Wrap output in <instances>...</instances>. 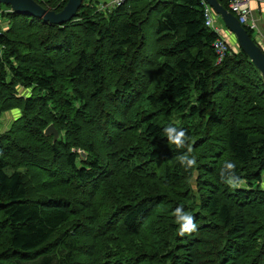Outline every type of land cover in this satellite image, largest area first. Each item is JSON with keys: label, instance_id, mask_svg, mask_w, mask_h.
<instances>
[{"label": "trees", "instance_id": "trees-1", "mask_svg": "<svg viewBox=\"0 0 264 264\" xmlns=\"http://www.w3.org/2000/svg\"><path fill=\"white\" fill-rule=\"evenodd\" d=\"M99 1L62 26L0 4V119L19 111L0 132V264H264L259 71L239 47L216 63L204 0ZM152 28L168 46L150 71ZM228 162L246 187L224 182ZM177 207L196 231L178 235Z\"/></svg>", "mask_w": 264, "mask_h": 264}, {"label": "water", "instance_id": "water-1", "mask_svg": "<svg viewBox=\"0 0 264 264\" xmlns=\"http://www.w3.org/2000/svg\"><path fill=\"white\" fill-rule=\"evenodd\" d=\"M205 3L219 16L224 27L234 36L240 50L249 58L254 67L259 71L264 83V52L252 40L246 29L240 25L237 18L232 15L218 0H204ZM83 0H68L64 8L55 12L44 9L34 0H0V4L9 6L12 12L42 20L45 23L62 26L71 21L79 10ZM44 136L53 137V142L58 138V133L53 125H49L43 132ZM83 155V154H82Z\"/></svg>", "mask_w": 264, "mask_h": 264}, {"label": "built area", "instance_id": "built-area-1", "mask_svg": "<svg viewBox=\"0 0 264 264\" xmlns=\"http://www.w3.org/2000/svg\"><path fill=\"white\" fill-rule=\"evenodd\" d=\"M109 1V2H108ZM126 0H107V3H102L101 7L110 10L115 7L122 5ZM227 6V10L234 15L239 21L240 25L244 28H247L253 32L257 30L256 25H254L251 18V4L253 2L264 3V0H224ZM108 7V8H106ZM203 18L205 26L213 31L217 35V39L212 45V48L216 55V63H220L223 58L229 53L230 46L228 45L225 36V31L222 24L217 22V17L213 10L203 1ZM2 31V29H0ZM256 44L263 50L264 47H261L262 39L264 38L261 35L256 36Z\"/></svg>", "mask_w": 264, "mask_h": 264}, {"label": "rangeland", "instance_id": "rangeland-1", "mask_svg": "<svg viewBox=\"0 0 264 264\" xmlns=\"http://www.w3.org/2000/svg\"><path fill=\"white\" fill-rule=\"evenodd\" d=\"M99 2L107 3V0H101ZM106 8H108V7H106ZM1 9H2V11H5L4 8H1ZM216 17H217V22L222 24L225 33L228 35L227 36L225 34L226 39H228V37H229L227 43L230 46V49L231 50L236 49L238 46L236 44V40H235L234 36L224 27L219 16L216 15ZM6 27H7L6 19L2 18L0 15V29L5 30ZM253 38H254V36H253ZM144 45L146 47V53L149 56V59L146 61L147 62L146 64L150 65V67H151L150 71H152L162 61V55L160 53L162 52V50L164 48H166L168 46V40H166V39L159 40L158 37L155 36L153 28L152 29H144ZM0 52H1V50H0ZM152 77H154V76H152ZM21 92L25 96H28L30 93L29 90H25V91L22 90ZM18 115H19L18 110H14L11 112L4 113L0 119V132H3L7 128H9V126L13 123V121L17 118ZM241 187H246V185L243 183L241 185ZM261 188L264 189V173L262 174ZM85 241H86V243H88L89 246H91L92 251H94L95 242L93 241V239L87 238V239H85ZM80 244L83 245L82 241ZM78 259H79V261H81V262L84 261L85 263H88L91 261L90 257H87V256L79 257Z\"/></svg>", "mask_w": 264, "mask_h": 264}, {"label": "clouds", "instance_id": "clouds-1", "mask_svg": "<svg viewBox=\"0 0 264 264\" xmlns=\"http://www.w3.org/2000/svg\"><path fill=\"white\" fill-rule=\"evenodd\" d=\"M163 134L166 135L168 141L176 146L177 149L184 148L186 142L190 139L187 136L184 129H177L173 125H169L163 129ZM191 147L187 148V152L179 157L180 163L186 165L188 168H192L196 165V158L190 157ZM227 170L230 175L225 179L226 182L232 188H238L243 184L242 180H239L231 170L235 168V164L232 162L226 163ZM221 177L223 178V170L221 171ZM175 216V222L178 224V235L184 236L190 234L197 229V225L194 223V218L191 214L185 212L183 208L177 207L173 213Z\"/></svg>", "mask_w": 264, "mask_h": 264}, {"label": "crops", "instance_id": "crops-1", "mask_svg": "<svg viewBox=\"0 0 264 264\" xmlns=\"http://www.w3.org/2000/svg\"><path fill=\"white\" fill-rule=\"evenodd\" d=\"M251 18H252L254 25H256V28H257V30L253 32L254 38L257 39L256 36L258 35H261L264 37V3L253 2L251 4ZM260 45L261 47H264V38L262 39V42Z\"/></svg>", "mask_w": 264, "mask_h": 264}]
</instances>
